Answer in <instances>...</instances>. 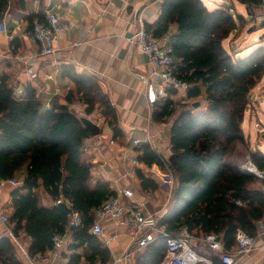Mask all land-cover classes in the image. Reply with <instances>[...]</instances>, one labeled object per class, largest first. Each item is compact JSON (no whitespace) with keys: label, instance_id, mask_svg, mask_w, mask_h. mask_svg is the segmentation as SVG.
Wrapping results in <instances>:
<instances>
[{"label":"trees","instance_id":"1","mask_svg":"<svg viewBox=\"0 0 264 264\" xmlns=\"http://www.w3.org/2000/svg\"><path fill=\"white\" fill-rule=\"evenodd\" d=\"M240 1L248 13L263 2ZM18 3L23 7V0ZM8 5V0H0V15ZM35 18L28 17L31 27ZM244 23L243 16L233 14L230 7L209 9L201 0H164L157 20L144 24L145 31L154 38L167 36L175 27L170 42L177 74L190 87L185 98L201 97L206 101L202 111L183 109L177 114L170 129L168 158L147 144L136 146L138 164L167 168L175 180L171 206L160 217L158 227L170 235H176L182 227H187L195 238L215 234L226 250L235 245L237 229L254 235L255 224L264 217V179L245 175L225 162L231 147L244 142L241 125L248 99L264 75V45L239 57L234 56V45L225 46ZM260 44H264V35ZM60 73L71 83L65 96L67 104L81 100L87 106V115L98 107L113 138L121 137L115 110L97 79L77 74L65 64L60 65ZM172 94L169 91L168 95ZM175 105L169 97L155 103L152 121L166 122L175 113ZM90 137V130L68 105L47 106L31 85L16 94L13 80L0 76V178L22 182L10 192L13 212L9 225L14 236L30 240V257L53 250V236H64L69 230V248L82 250L81 255L71 256V264L111 261L109 249L90 230L93 210L116 194L105 182L90 183V166L82 162L84 142ZM249 157L258 170L264 171L262 152L250 151ZM135 175L142 192L159 189L142 169H135ZM40 189L53 201L62 195L73 212L80 214L81 224L68 229L70 217L54 205L42 206ZM165 253L164 239L157 238L135 264H159ZM205 254L213 256L210 251ZM0 264H22L8 235L2 238Z\"/></svg>","mask_w":264,"mask_h":264},{"label":"crops","instance_id":"2","mask_svg":"<svg viewBox=\"0 0 264 264\" xmlns=\"http://www.w3.org/2000/svg\"><path fill=\"white\" fill-rule=\"evenodd\" d=\"M163 1L23 0L21 7L19 0H8V7L0 15V22H5L7 26V33H0V76L10 77L16 91L21 92L23 87L31 85L48 106L53 103L68 105L76 116L96 124L100 128V134L86 139L83 146L82 162L90 166V183H107L110 191L118 196L122 204H126L127 200L121 195V191L128 189L142 205L144 212L159 217L171 206L173 189L169 192H163L160 188L155 192L141 191L135 169H142L147 177L158 184L163 182V174L156 165L146 167L137 163L138 152L133 141L137 139L168 158L171 125L152 121V107L156 103L154 89L146 88L141 81V76L150 74L151 67L139 47L130 44L126 38L135 33L139 23L153 24L159 16ZM216 2L221 5L217 6ZM204 5L209 9L228 5L231 11L234 10L232 0H215L211 5ZM50 8L60 18L62 31L57 42V52L52 56H43L39 46L31 38L28 17H37L34 21L39 17L44 18L46 10ZM259 8L264 9V0L260 6L250 9L254 18L256 11L261 10ZM174 32L175 27H172L167 36L170 38ZM62 64L71 65L77 74L86 73L97 79L115 110L121 137L113 138V131L106 124L98 107L87 115V106L81 100L75 99L67 104L65 96L71 83L60 73ZM30 70L35 76L31 75ZM147 136L152 137L149 144L146 142ZM7 188V191L0 193V212L10 216L13 212L10 198L13 188ZM40 191L43 190H38L42 206H56V200L53 201L45 191L41 196ZM49 199L51 203L48 202ZM67 207L72 209L68 205ZM0 227L3 228L1 224ZM101 227L103 237L100 239L111 253L108 264H135L144 249L136 248L133 229L119 226L111 218L103 220ZM119 228L124 229L122 234L119 233ZM12 235L9 237L18 250V258L22 264H68L71 256L82 254L81 249L75 251L69 248V230L62 236L63 242L58 249L37 257L28 255L29 239H19L13 232ZM119 235L127 237L129 243L124 249L113 253L111 245L119 239ZM107 240L108 246L105 245ZM256 247V251L239 260L238 264H264V238L258 239ZM127 252L130 253L129 257H126ZM202 254L205 255L204 252Z\"/></svg>","mask_w":264,"mask_h":264},{"label":"built area","instance_id":"3","mask_svg":"<svg viewBox=\"0 0 264 264\" xmlns=\"http://www.w3.org/2000/svg\"><path fill=\"white\" fill-rule=\"evenodd\" d=\"M218 1V0H217ZM204 4L211 5L212 0H201ZM62 25L60 18L53 8L46 10L43 20H35L31 27V38L37 43L40 54L43 56H52L57 52V42L59 40ZM0 33H7L5 22H0ZM126 40L141 50L146 57L151 72L148 76H141L143 85L147 88L153 87L155 100L164 97L166 91L184 92L189 87L177 74L175 59L172 52L170 38H154L147 33L144 25L139 23L137 30ZM32 76L35 74L32 73ZM20 94V91H16ZM48 106V105H47ZM146 142H151L150 136H147ZM134 145L142 144L141 141L135 139ZM239 171L264 179V171L251 162L250 159L238 167ZM164 185L171 191L174 188L173 174L167 171L163 175ZM22 185L18 179H1L0 189L10 187L17 188ZM61 189L62 186L60 185ZM121 195L126 198L127 203L122 204L118 196L107 198L97 209L93 210L94 223L91 227V233L97 238L103 237L101 222L106 218H111L117 222L119 226L133 229L136 248L143 250L157 238H162L166 244V253L159 264H216L213 256L219 261V264H238L242 258L250 256L257 249V241L264 238V217L255 224V234L249 235L241 229H237L235 233V245L232 249L226 250L221 239L215 234H208L201 237L203 243L207 246L208 251L213 256L204 255L192 244L193 236L189 233L187 227H182L176 235H170L163 228L158 227L160 217L156 214L146 213L142 209V205L135 199L132 191L125 189L121 191ZM66 203L71 207L70 203L64 199L62 195L55 201L58 206ZM239 205V203H238ZM68 229L78 227L81 224V216L77 212H71L69 215ZM0 246L4 235L13 236L12 229L9 225V216L0 212ZM54 249H58L62 245V236L54 235L52 238ZM105 245H109V240L105 241ZM130 253H126L129 257ZM125 258V257H124ZM71 264V263H68ZM95 264H102L97 262Z\"/></svg>","mask_w":264,"mask_h":264},{"label":"rangeland","instance_id":"4","mask_svg":"<svg viewBox=\"0 0 264 264\" xmlns=\"http://www.w3.org/2000/svg\"><path fill=\"white\" fill-rule=\"evenodd\" d=\"M232 3L234 5V10L232 9V12L233 13L237 12L239 15H242L243 18L245 19V23L244 26L239 31H237L236 34L231 35L230 38L227 39V41H225V46L228 47L229 45H234L233 48L234 56L239 57V56L247 55L258 46L264 45V44H260V37L264 35V27L262 28V22L264 21V9L259 8L261 10H258L259 12L256 11L255 14L256 18H254L253 17L254 13H252V15L249 14L247 12L246 6L243 3H241L239 0H232ZM216 5L217 6L221 5V3L216 2ZM224 6L227 7L228 5H224ZM250 16H252V18ZM189 88L190 87L187 88L185 93L179 91H172L173 92L172 95H168L169 91H171L168 90L166 91V95L164 97L155 100L157 103L169 97L175 104H177L175 105L176 110L173 116L164 123L172 126L173 121L176 118L177 114L183 109L191 110V111H202L206 108V101L201 97L193 98V99L185 98L186 92L188 91ZM195 103H199L197 107H194ZM241 128L244 134V142L235 143L231 147L228 155L225 158V162L227 164L233 165L237 167V169L239 166L244 165L248 161V159H250L249 157L250 151H260L264 154V75L258 81L256 86L252 89L250 93L248 99V107L244 114V120L241 125ZM167 171L171 172V170L167 168H165L164 170L160 169V173L163 175L166 174ZM158 185L159 188L163 190V192L166 191L169 192V189L164 185V182ZM254 187H258V185L255 184ZM7 190H8L7 187L2 188L0 189V193ZM43 193H44L43 191H40L41 196L43 195ZM159 194L160 196H162V193L160 191ZM48 202L51 203L50 199ZM123 231L124 229L119 228L120 234H122ZM119 236H120L119 239L111 245V250L113 253H117L118 249H124L127 243H129L127 237L123 235H119ZM192 244L194 245L196 250L202 253L208 252L207 246L203 243L200 237L199 238L193 237ZM115 246H118V248Z\"/></svg>","mask_w":264,"mask_h":264},{"label":"water","instance_id":"5","mask_svg":"<svg viewBox=\"0 0 264 264\" xmlns=\"http://www.w3.org/2000/svg\"><path fill=\"white\" fill-rule=\"evenodd\" d=\"M199 103H195L194 107H197ZM82 123L86 126V128L88 130H90L91 134L93 136H97L100 134V128L94 124L93 122H91L90 120L86 119V118H80ZM245 175L250 176V174L242 172ZM57 208L64 214V215H70L72 212V209L68 208L67 205L65 203H61L57 206Z\"/></svg>","mask_w":264,"mask_h":264}]
</instances>
